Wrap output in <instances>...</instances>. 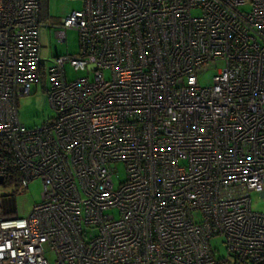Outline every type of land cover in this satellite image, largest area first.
Wrapping results in <instances>:
<instances>
[{
	"label": "built area",
	"instance_id": "built-area-1",
	"mask_svg": "<svg viewBox=\"0 0 264 264\" xmlns=\"http://www.w3.org/2000/svg\"><path fill=\"white\" fill-rule=\"evenodd\" d=\"M66 1L44 26L41 0H0V179L43 183L28 218L0 197V264L263 263L264 0ZM43 28L80 53L43 60ZM41 83L55 116L28 129Z\"/></svg>",
	"mask_w": 264,
	"mask_h": 264
},
{
	"label": "rangeland",
	"instance_id": "rangeland-1",
	"mask_svg": "<svg viewBox=\"0 0 264 264\" xmlns=\"http://www.w3.org/2000/svg\"><path fill=\"white\" fill-rule=\"evenodd\" d=\"M84 9V2H71L66 0H46L42 15L44 17V26L47 24L57 25L66 19L73 12L82 11ZM194 16H198L199 12H194ZM52 30L43 28L41 32V42L43 46L42 58L43 60H53L59 56H74L80 53L79 34L77 31L69 30L67 32V45L58 46L51 51L50 47L56 42L55 37L51 39L50 32ZM67 78L70 81H75L79 78L86 77L87 74L83 72H75L70 66L66 67ZM216 70L213 68L208 73L200 78L202 86L211 85L213 76ZM109 74H106L108 77ZM19 116L21 122L28 129H35L41 127L44 122L55 116L48 93L47 87L43 83L33 86L31 95L21 98L19 101ZM118 177H114V184L119 188L121 183L127 179L125 167L119 165L117 168ZM43 183L40 179L34 180L30 183L27 189H18L15 185L0 186V197L12 199L18 217L28 218L35 205L39 204L42 200ZM252 208L254 212L264 214V198L259 194L252 195ZM214 250L218 251L221 256L225 255L226 248L222 239H215L212 242ZM47 259L49 264H55V257L52 252H47Z\"/></svg>",
	"mask_w": 264,
	"mask_h": 264
},
{
	"label": "trees",
	"instance_id": "trees-1",
	"mask_svg": "<svg viewBox=\"0 0 264 264\" xmlns=\"http://www.w3.org/2000/svg\"><path fill=\"white\" fill-rule=\"evenodd\" d=\"M41 1H42L41 13H42V11L44 10V5L46 3V0H41ZM42 20H44L43 15H42ZM20 182H21V176L17 174V175H15V177L11 178L10 181H7L5 184H6V186L15 185L18 189H20ZM261 264H264V262Z\"/></svg>",
	"mask_w": 264,
	"mask_h": 264
},
{
	"label": "water",
	"instance_id": "water-1",
	"mask_svg": "<svg viewBox=\"0 0 264 264\" xmlns=\"http://www.w3.org/2000/svg\"><path fill=\"white\" fill-rule=\"evenodd\" d=\"M0 185H3V179H0Z\"/></svg>",
	"mask_w": 264,
	"mask_h": 264
},
{
	"label": "crops",
	"instance_id": "crops-1",
	"mask_svg": "<svg viewBox=\"0 0 264 264\" xmlns=\"http://www.w3.org/2000/svg\"><path fill=\"white\" fill-rule=\"evenodd\" d=\"M13 211H14L15 213H17V212H16V209H15V205H14V210H13Z\"/></svg>",
	"mask_w": 264,
	"mask_h": 264
}]
</instances>
